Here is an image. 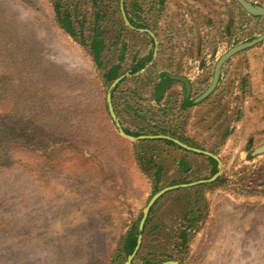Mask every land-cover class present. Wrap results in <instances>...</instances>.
<instances>
[{
    "label": "rangeland",
    "instance_id": "1",
    "mask_svg": "<svg viewBox=\"0 0 264 264\" xmlns=\"http://www.w3.org/2000/svg\"><path fill=\"white\" fill-rule=\"evenodd\" d=\"M135 1L125 0L131 12ZM138 1L147 10L157 2ZM54 2L0 0V264H127L119 259L123 238L151 199L165 188L211 179L213 165L203 155L161 147L156 164L141 166L139 142L123 138L111 117L113 83L105 82L89 45L57 24ZM99 6L106 16L105 67L119 63L121 52L128 70L152 44L116 14L117 1ZM165 11L155 79L160 71L191 79L194 99L209 88L224 54L264 35V18L252 19L236 0H168ZM83 34L93 35L91 23ZM247 52L236 62H249L239 72L251 79L248 93L226 73L230 80L191 110L185 129L221 159V176L159 200L133 264H264V154L254 155L264 146V42ZM134 78L116 88L118 119L124 130H156L159 117L137 118L132 99L120 100L140 86ZM171 92L175 103L186 94L181 83ZM152 94L143 105L159 109ZM183 200L194 208L191 215Z\"/></svg>",
    "mask_w": 264,
    "mask_h": 264
},
{
    "label": "trees",
    "instance_id": "2",
    "mask_svg": "<svg viewBox=\"0 0 264 264\" xmlns=\"http://www.w3.org/2000/svg\"><path fill=\"white\" fill-rule=\"evenodd\" d=\"M117 1V10L115 11L116 14L121 15V0H115ZM93 4L94 10L90 11L87 10V7L90 5L89 3ZM125 2V10L127 13V16L130 20V22L139 29H149L153 31L159 42H160V53H164V45L165 42L161 39L162 34V28L159 26L160 20L166 19V11L168 8V0H157L154 4H152V7H150L148 10L146 9L144 3L141 1L136 0L132 4V12L126 5ZM258 5L263 6L264 0H259L257 3ZM149 5V4H148ZM157 7H160L157 9ZM54 13H55V21L57 24L71 37L78 39L83 46L90 47V50L95 58V63L99 68L105 69L104 78L105 82L107 84H112L117 78L122 76L128 71H131L133 74L140 72L143 70L152 60L155 52V42L154 40L147 34V38L149 39L150 43L152 44V50H150L149 54L147 56H141V58H134L133 65L128 69L124 70L123 68V62L125 60V56L123 53L120 52L119 54V63L111 65L109 68L105 67L103 57L107 50V44H106V36L104 34L102 25L105 23L104 16V10L99 6V0H55L54 2ZM97 9V10H96ZM146 14V18H143V15ZM255 20H259L260 18L252 17ZM156 19V21H155ZM90 21V22H89ZM87 23L92 24V33L93 35L90 36V38H86L83 34V30L86 27ZM120 26L122 33L127 31L124 21L121 19ZM78 28L80 29L78 31ZM170 34H167V40L171 41L173 40V35L171 31H168ZM122 37V36H121ZM127 47L126 43H123V49L125 50ZM123 50V51H124ZM160 59L157 61V63L149 69L144 75L134 78L133 81H135L140 86L127 93H122L124 96L120 97L121 101L127 100V98H131L132 102H134L135 106L133 107V113L134 116L137 118L145 119L148 118L151 120H154V117H159L158 124L163 122H168L174 125V129L172 130H165L162 129V126H158V131L154 128H149L148 130L140 131V132H133L131 130L125 129L126 133L129 135L139 137L143 135H172L174 138H177L181 142L188 144L192 147L198 148V149H205L203 146L195 144V141L192 140L191 136H187L186 134V128L188 126L189 120H190V113L191 110L195 107H198L199 104L195 103V99L190 96L187 98L186 94L183 96L182 102L175 103V97L172 94V88L175 83H178L172 79L171 76L176 75L165 71H160L158 74V77L155 79L156 71L160 69ZM128 80H124L123 83L127 82ZM183 85V84H182ZM120 88V86H119ZM119 88L113 92V102L115 106V110L119 115L118 107L119 105L116 103V93H119ZM153 91L152 97L154 98V102L160 107L159 109L153 108L154 106L145 107L143 104L147 101H151L149 98H147V95L150 94V91ZM211 98H209L210 100ZM206 101V100H205ZM204 101V102H205ZM151 103V102H150ZM151 105V104H150ZM129 106V105H128ZM179 107V110L181 111V115L174 116V111L177 109L176 107ZM148 119V120H149ZM157 121V120H156ZM160 122V123H159ZM229 132H226V135ZM194 139V138H193ZM161 147H170L177 150H183L185 152H188L182 148H180L178 145H176L172 141L168 140H155V141H141L136 145V158L141 163V166H151L153 164H156V161L159 159V156L157 152L161 149ZM214 152V151H212ZM190 153V152H189ZM194 154V153H193ZM210 163L213 165V176L218 172L217 167L218 163L212 159L207 158ZM156 160V161H155ZM163 167H159L156 170V175H160L162 172ZM200 188V187H197ZM192 189L187 190H180L181 192H190ZM182 208L184 211H186V215H191L193 212V207L186 204V201H182ZM193 208V209H192ZM153 211L151 212V215L153 214ZM142 220V216L138 220V222L131 228V230L128 232V234L123 238L122 242V249L119 251L120 256L119 259L126 260L129 258L130 255L133 254V252L136 249L138 237H139V223ZM152 218L150 216L148 223L145 227V233L148 230V224L151 222ZM183 237L185 240H183V243H187V235L186 233L183 234ZM146 240L143 241V245L141 248V253L144 250ZM164 263V262H162ZM158 263V264H162ZM144 264H153V262L147 260Z\"/></svg>",
    "mask_w": 264,
    "mask_h": 264
},
{
    "label": "water",
    "instance_id": "3",
    "mask_svg": "<svg viewBox=\"0 0 264 264\" xmlns=\"http://www.w3.org/2000/svg\"><path fill=\"white\" fill-rule=\"evenodd\" d=\"M239 5L244 9V11L252 17H257V18H264V7L257 5L253 2H250L248 0H236ZM121 11H122V16L124 18V21L126 23V25L133 31L139 32L141 34H148L151 36V38L154 40L156 48H155V52H154V56H153V60L150 62V64H148L143 70H141L140 72H137L135 74H133L131 71L123 74L122 76H120L119 78H117L112 86L111 89L108 93V106H109V111L111 114V117L117 127V129L119 130L120 135L125 138L126 140L132 141V142H140V141H155V140H168V141H172L174 142L176 145H178L180 148L188 151V152H192L195 154H199V155H203L206 156L208 158H212L214 159L218 164H219V168L222 165L221 159L211 153V152H207L198 148H193L187 144H184L183 142H181L178 139H174L172 137H168V136H164V135H159V136H148V135H144V136H139V137H135L132 135H129L128 133H126V131L124 130L121 122L118 119L117 113L115 111L114 108V104H113V92L114 90H116V88L126 79V78H132V77H138L140 75H142L150 66H152L155 61L158 58V54H159V42L157 39L156 34L149 30V29H139L136 28L135 26H133V24L130 22L126 10H125V0H121ZM264 42V35H262L259 38H256L250 42H246L243 44H240L238 46L233 47L232 49H230L226 54H224L220 60L218 61L216 68H215V73H214V77H213V81L211 83V85L209 86V88L204 92V94H202L199 98H197L195 100L196 104H199L205 100H207L209 97H211L215 91L217 90L220 80H221V76H222V72L223 69L225 67V65L231 60L233 59L236 55L249 50L251 48H254L255 46H258L259 44ZM173 80L182 82L185 84L186 90H187V98L190 97L191 92H192V86L189 82V80L185 77H180V76H172ZM264 154V146L259 148L258 150H256V152L254 153V155H262ZM221 169V168H220ZM221 176V170H219L218 173H216L211 179L209 180H202V181H198L195 183H189V184H182V185H176V186H172V187H168L165 188L163 190H161L160 192H158L149 202L148 206L146 207L144 214H143V218L140 222V226H139V237H138V242H137V246L135 251L133 252L132 255L129 256L128 258V263L127 264H133L137 254L139 253L142 244H143V240H144V231H145V227L146 224L149 220L150 214L152 209L154 208V206L159 202V200H161L165 195H167L170 192H174L176 190H181V189H188V188H193L199 185H203V184H209V183H214L216 182L219 177ZM165 264H180L177 261H171V262H166Z\"/></svg>",
    "mask_w": 264,
    "mask_h": 264
},
{
    "label": "crops",
    "instance_id": "4",
    "mask_svg": "<svg viewBox=\"0 0 264 264\" xmlns=\"http://www.w3.org/2000/svg\"><path fill=\"white\" fill-rule=\"evenodd\" d=\"M250 17V16H249ZM252 17V16H251ZM253 19V18H252ZM255 47H257V46H255ZM254 47V48H255ZM251 49H253V48H251ZM251 49H249V50H246V51H244V52H242V53H240V54H238V55H236L233 59H231L226 65H225V67H224V69H223V72H222V76H221V80H220V83H219V86H218V90H216L215 92V94H217L218 92L217 91H219V88H223L222 86H224V81L226 82V81H228V80H230L229 79V76H227L226 77V73H228L230 76H238V78H233V80L231 81V83L232 84H234V86H235V84H237V85H242L243 84V86L244 87H246L247 88V93H248V91H249V89H248V85H251V82H250V77L248 76H245V79L244 78H241L240 77V75H239V72H241V68L242 67H244L245 68V70H247V66H249V62L247 61L246 63H243L242 61H238V62H236L237 61V59H239L240 57H243V55L245 54V53H248L247 51H250ZM159 52H160V50H159ZM158 56H159V54H158ZM157 62H155L152 66H150L142 75H144L149 69H151L155 64H156ZM150 64V63H149ZM243 65H245V66H243ZM226 69V70H225ZM232 71H234L233 73H231ZM256 71V70H255ZM237 73V74H236ZM235 74V75H234ZM142 75H140V76H142ZM173 76H180V77H185V76H183V75H173ZM172 77V76H171ZM185 78H187V77H185ZM239 78H241V79H239ZM188 80H189V82H190V84H191V86H192V90H193V82L191 81V79H189V78H187ZM174 81H176V80H174ZM176 82H178V83H181V84H184V83H182V82H179V81H176ZM215 94H213V95H215ZM212 97V96H211ZM211 97H209V98H211ZM208 98V99H209ZM196 100V99H195ZM195 154V153H194ZM196 155H198V154H196ZM206 157V156H205ZM206 158H208V157H206Z\"/></svg>",
    "mask_w": 264,
    "mask_h": 264
},
{
    "label": "flooded vegetation",
    "instance_id": "5",
    "mask_svg": "<svg viewBox=\"0 0 264 264\" xmlns=\"http://www.w3.org/2000/svg\"><path fill=\"white\" fill-rule=\"evenodd\" d=\"M255 3V2H254ZM148 35V34H147ZM150 36V35H149ZM151 37V36H150ZM183 86H184V88H185V90H186V87H185V84H183ZM192 92H193V90H192ZM192 92H191V95L190 96H192ZM186 96H187V90H186Z\"/></svg>",
    "mask_w": 264,
    "mask_h": 264
},
{
    "label": "built area",
    "instance_id": "6",
    "mask_svg": "<svg viewBox=\"0 0 264 264\" xmlns=\"http://www.w3.org/2000/svg\"><path fill=\"white\" fill-rule=\"evenodd\" d=\"M255 4H257V3H255ZM258 5V4H257Z\"/></svg>",
    "mask_w": 264,
    "mask_h": 264
}]
</instances>
